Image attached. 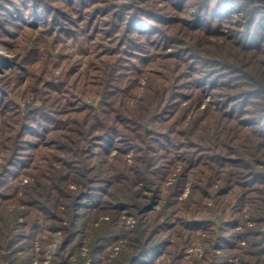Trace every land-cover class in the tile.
Masks as SVG:
<instances>
[{
  "label": "rangeland",
  "instance_id": "rangeland-1",
  "mask_svg": "<svg viewBox=\"0 0 264 264\" xmlns=\"http://www.w3.org/2000/svg\"><path fill=\"white\" fill-rule=\"evenodd\" d=\"M24 1L0 0V238H3L8 223L17 227L12 235L16 256L11 257L10 253L6 251L4 258H8L10 261L16 258L18 263L14 261L8 263L7 261L5 264H57L62 258L69 257L70 245L67 244L63 232L58 230L53 232L48 227L58 229L66 225L67 222L63 221L65 219L63 212L66 211L65 204L69 206V203H73L71 197L76 196L77 198L80 189L83 192H88V190L77 184H68L72 193L64 194V202L47 203L42 197V188L46 184L45 178L52 173V169L58 170L62 167L58 163H61L62 159H67V150L75 146L76 140L72 139L74 145H70L66 139L68 134H63L64 138L61 136L54 138L53 136L48 139L46 142L48 149L40 147L42 142L44 143V138L40 139L39 137L42 136L40 124L44 125V112H59L63 108L64 101L73 104L75 100L74 104L78 106L94 105L98 110V104L101 103L103 96L93 95V89L95 93L99 90L96 86L91 87V84L97 81L94 77L103 72L95 71L98 61L93 60V54L94 51L98 54L103 53L106 47L110 46H106L105 43L100 44L101 40H98L97 45L100 44L98 48L93 42V48L89 51L85 45L78 43V37H75V34L71 32L72 28L67 30L70 31L69 33L61 32L63 28H66L63 25L64 21L76 22L78 20L77 15H74L77 13L69 11V8L66 7L69 4H60L57 2L58 0H38L37 6L33 8L32 0ZM224 1L145 0L143 7L148 8V11H154V14L159 11L162 16L163 24L157 27L158 32L155 35V39L160 43L153 46L152 61L144 66L145 73L139 79L137 87L128 91L117 102L111 100L107 102L105 99L103 107L111 103L118 109L117 111L124 113L125 116L126 112L131 111L141 113L145 103L144 98L153 96L145 90V87H150L152 81L157 82L156 75L161 76L158 81L164 79L165 76L168 77L169 72L166 69L178 71L174 82L177 86L175 95L179 94L185 97L195 95L181 105L183 107L182 114L181 112L179 114L175 112L174 115L172 113L171 121L166 123L171 127L174 124L172 130L175 135L171 142L173 146L171 143L168 144V148L171 147L173 151L161 148L156 144L153 145L147 140L148 147H144L143 140L137 136L136 127H132L128 131L120 125L117 129L127 139L118 135L117 137L113 136L108 149H104L106 152L97 146L99 145L97 140H92L95 144L92 143L88 147L90 154H92L91 152L97 153L96 157L89 156L93 161L92 165L96 168L92 175L104 171L102 175L107 179V170L109 172L118 170L123 173L125 170L123 163L134 168L136 163L138 164L136 159H141L139 162L145 165L149 158L156 164L151 172L158 176H148L141 182L138 180L139 186L128 187L131 193H136L139 197L138 200L116 202L121 204V206H116L114 202L116 198H108L112 202L109 205L110 209L115 210H107L108 212L103 215L120 212V216L116 218V222L119 224L117 231H119L120 239L118 242L111 241L112 243H110L108 241L98 245V248H104L101 254L90 248L91 241L87 239L78 249L81 257H87L86 264H98L94 263V259H103L104 262L101 261L99 264H106L119 256L126 245V239L135 237L134 233L142 219L143 204L151 205L152 203L149 202L151 199L155 203L151 207H154L156 211L164 210L168 213L169 217L163 223L176 225L170 230L172 235L177 231L172 237H168L170 232H165L163 237H157V239L173 240L175 237L182 236V239L186 240V248L181 259L173 261V252H169V254L160 257L157 264H205L203 259L206 257V252L217 257L215 261L218 263L242 264L241 254L237 251V247L239 245L248 247L250 241L259 239L257 238L258 231H264V226L261 224L258 226L255 222H251V219L258 214L256 210L264 209V206H259V201L264 199L262 193L264 185L257 184L258 182L249 184L251 178L248 176L251 170L247 168L243 169L240 177L236 174L233 177H228L229 172L237 173L235 166L226 168V165H230L231 161L239 159L245 162V165L248 163L246 167L264 173V142H260L258 147L252 143L253 140L259 139L251 131V126L247 127L244 131L245 134L238 132L237 126L224 128L219 132L218 140L215 137L211 140L208 130L205 133L200 131L197 134L185 133L187 129H194L197 125L200 129L206 128L212 122V115L214 119H217L216 116L222 115L226 110L231 112L232 109L234 112L233 109H239L243 112L240 114L241 116L246 115H243V119L255 117L253 112L260 108L259 104L248 106L247 98L242 101V106L241 104L236 106L234 102L238 101L237 97H241L249 91L255 96L264 95V78L260 77L261 74L256 75L257 70H255L260 69L261 72H264V28L256 26L257 23L250 22L248 24L247 18L245 19L237 5L231 2L227 5ZM78 2L79 0H75L72 6ZM17 3H21V6L27 3V7L11 18L7 8L12 7L14 10ZM51 5L55 10L59 9L60 13L62 11L64 14L66 11L68 14L65 17H60L59 13L51 11ZM226 5L230 12H226ZM46 7L51 9L45 10ZM206 17L213 22L209 27L205 25ZM23 19L26 23L17 28ZM54 19L59 21V25L50 27L49 23ZM14 20H16V24H14ZM46 20L49 21L48 24H46ZM84 24H88L87 21ZM195 25L203 26L205 29L196 30L193 28ZM57 26L58 28H56ZM88 29L90 28L87 27L86 32L83 33V38L86 40L90 34V32L87 33ZM103 33L109 34L106 31ZM160 33L163 34L159 35ZM262 33L263 39L259 40L257 34L262 35ZM101 35L103 38L107 36ZM68 36H72L74 39L68 38ZM238 43L255 47L254 51L247 52L246 55L240 53V49L237 47ZM227 52L229 54L236 53L237 56L240 53L244 56L242 60L238 57L236 68L239 69V74L228 76V72L222 71L221 67L236 64L234 59L229 60L228 65L226 64L227 55L225 53ZM170 56L173 59L168 60L166 57ZM115 58L117 59L118 56L109 58L110 63L114 64ZM221 59L225 60V63ZM244 67L250 71V77L254 83L263 82L261 88L247 86L252 82L246 78L245 72H243L246 71ZM242 68L243 71H241ZM129 81L125 86H134L135 79ZM215 81L221 86H218L217 89L208 87ZM159 82L161 83V81ZM194 83L205 87L206 90L202 95L191 89V84ZM78 87L79 90L76 91L75 88ZM65 89L70 91L69 94L64 92ZM117 96L114 95V97ZM255 96L249 97L248 100L250 101ZM114 97L112 98L114 99ZM225 98L230 99L226 100ZM76 99L80 101L78 102ZM259 102L262 103V101ZM206 106H210L213 112L217 110L220 112L210 113V116L203 114ZM105 108H103L104 111ZM52 117H54L53 114ZM55 117L57 119V116ZM126 117L128 118V116ZM66 118L77 120L74 115ZM38 145L40 146L38 147ZM190 145H193L194 148H191ZM181 146L183 147L181 148ZM200 147L206 151L203 157H207L209 160V162H201L210 167L202 165L197 171L189 170V161L186 163V158H196L195 155ZM33 148L37 149L33 150ZM182 153H185L184 157L179 158L178 155L182 156ZM35 155L38 157L34 160ZM198 156L201 157L200 154ZM29 158H32L33 161H30V165H27L28 168L20 174L19 179H14L12 177L14 173L23 163L28 162ZM252 158L256 161H253ZM12 160H15V165L20 164V166L12 169L8 167V163ZM221 162L225 164L223 169L213 164ZM77 169H80V173H84V170L79 166ZM5 170L7 171L5 172ZM19 171L22 170L19 169ZM220 171L223 172L218 177ZM187 172L192 175L185 178ZM115 176L112 178V186L108 189L115 197H121L127 193L126 187L121 180L122 176L116 174ZM75 179L78 180V178ZM228 179L232 180V184L228 185ZM226 182L227 186H225ZM100 185L95 187H104L102 184ZM97 189L95 188L93 193L97 192ZM243 193L244 195H242ZM66 195L72 196L67 197ZM93 199L94 197H89L87 201L91 202ZM164 202L168 205L171 203L168 209L162 208ZM226 208H229L227 219H230L231 223L236 219L239 224L237 228L231 224L228 229H225L226 233H222L219 231V227L225 226L220 224V221L224 220L222 215ZM183 221L189 222L192 227L195 226L194 230H184ZM211 222L213 224L210 225ZM34 225L39 226L40 232L30 230ZM242 225L246 226V229L242 228ZM258 227L261 228L258 229ZM248 230L256 232H252L254 234L251 236L247 234L246 238L233 240L234 245L238 246L232 250L223 249V246L226 245L225 240H217L221 235L229 237L233 233H246ZM226 239L228 240V238ZM217 243L223 246L221 245L222 247L219 246V248L216 246ZM213 244L216 248L212 246ZM74 256L70 257L71 261H75ZM246 261L251 260L246 257Z\"/></svg>",
  "mask_w": 264,
  "mask_h": 264
},
{
  "label": "trees",
  "instance_id": "trees-1",
  "mask_svg": "<svg viewBox=\"0 0 264 264\" xmlns=\"http://www.w3.org/2000/svg\"><path fill=\"white\" fill-rule=\"evenodd\" d=\"M27 1V0H25ZM24 1V2H25ZM30 1V0H29ZM166 1V0H163ZM181 1V0H178ZM208 1L209 0H205ZM226 1V2H225ZM225 4L228 5V3H232L237 5L242 13L244 14L246 22L250 24H256L258 27L264 28V23L262 18H264V0H225ZM60 4L67 3L66 7L69 8V11H74L77 14V21H64V26L66 28L62 29V33L66 34L69 33L67 30L69 28H72L73 34H75V37H78V43L85 45L89 51L91 48H93V42L98 44L97 41L101 40L100 44H106V49L103 51V53H95L93 54V60L98 61L96 65L95 71H99L102 74H99L97 77H94L97 81L95 83L91 84V87L96 86L98 88V92L95 93L93 89V95L98 96L97 94H100L103 96L101 103L98 104V110L94 105H77V104H71V103H65L62 106L63 108L59 112H44V125L40 124V128L42 131V136H39L40 139L44 138V143L42 142V145H38V147H44L48 149L47 140L53 138H57L61 136L64 138L63 134H68V137L66 138L67 141L71 144H73L72 139H75V146L71 149H68V157L67 159H62L60 166L58 170L52 169V173L49 174L45 178L46 184H44L42 188V197L46 200L47 203H56L64 202V194H71L72 191L68 188V184H77L81 188H86L88 192L86 191H79V194L76 198L71 197L72 195H66L67 197H71L73 199V203H69V206L65 204L66 211L63 212L65 219L63 220L66 225L59 227L58 229H50V231H61L65 234L67 244L70 245L69 247V257L68 258H60L61 260L57 264H86L87 257H81L78 249L81 248L84 244V242L89 239L90 242V248L92 250H96L98 254H101V251H103L102 248H98V245H101L103 242H118L120 239L119 237V231H117V216H120V212L116 211L115 213H107L106 216L103 214L105 212L113 211L115 209H110L109 206L112 202L109 201V199H115L114 202H126L129 200H138L139 197L136 195V193H131L128 189L134 186H139V181H143L144 178H148V176H158V174H155L151 172V170L156 166L152 162V159L146 160L145 165L143 163L139 162L141 159H136L135 161L136 166L134 168L129 167L127 165H124V171H118L115 170L114 172H109L107 170V179L103 177V172H98L95 175H92L96 168L92 165L91 162H93L89 156L91 155V158L96 157L97 153L91 152L88 147H90V144H92V140H97L99 145H97L100 149H108V146L113 140V136H122L123 138L127 139L125 135H121L120 131H118L117 128L119 126H123L125 130H131L132 127L137 128V136H139L140 139H142L144 143V147H148L146 140L149 143H152L153 145H158L161 148H167L169 151H173V149L170 147L168 148V144L173 141V136L175 135L174 131L172 130V127H174V124L171 126H167L166 123L170 122L172 117L171 114H175V112H178V114L181 112L183 107H181L182 104H185L187 100L193 97L192 94L188 97H185L184 95H175V90L177 86L174 84L176 80V74L178 71H171V69H166L169 72V76H165L164 79H159L161 83L158 81V78H161L160 75H156L157 82L152 81L149 86L145 87V90L148 91V93L153 94L152 97L144 98V106L141 111V113H134L135 111L126 112V116L124 113L117 111L116 107H114L111 103L108 105L107 102H110L109 100L113 102H117V100L121 99L123 95L127 94L128 91L134 90L137 85L139 84V79H141L145 73L144 66L147 65L150 61H152V49L154 50V45H159L160 41L156 40V34L158 32L157 27L161 26L163 22H161V14L159 11H157L154 14V11H148V8L143 7L145 0H79L78 3H75V6L77 8H74L75 6H72V3L75 2V0H58L57 1ZM32 6L35 8L37 6L38 0H32ZM21 3H17L15 5V9L13 10L12 7H8L7 12H9V16L14 18L16 15L22 11V9L27 7V3L23 4L21 6ZM225 6L226 12H230V9L228 6ZM52 9L50 7H46L45 10H50L52 12H57L60 14V17H65L68 12L64 11L65 13L62 14V11L60 13V10L54 9V6L51 5ZM18 7V8H17ZM21 7V8H20ZM40 8V6H39ZM258 14V17H257ZM17 18V17H16ZM18 19V18H17ZM64 19V18H63ZM19 20V19H18ZM14 24H16V20H14ZM87 21L88 24H84ZM19 27H22L26 21L23 19L20 21ZM46 24H48L49 21L46 20ZM205 25L206 27H209L213 24L210 19L205 18ZM75 24V25H74ZM50 27H54L56 25H59V21L57 19L52 20L49 23ZM62 25V26H63ZM68 25V27H67ZM89 27L90 29L87 30V33L90 32L88 40L83 38V33L86 32V28ZM58 28V26L56 27ZM196 30H203L205 27H199L198 25H195ZM58 30V29H57ZM80 30V31H78ZM102 31V32H101ZM103 31L108 32L103 33ZM55 34V33H54ZM100 34V35H99ZM101 34L107 35L105 38L102 37ZM163 33H160L161 35ZM259 36V40L263 39V33L262 35L257 34ZM97 36L98 39H97ZM68 38L74 39L72 36H68ZM117 38V39H116ZM116 40H118L116 42ZM263 41V40H261ZM260 41V42H261ZM84 44H83V43ZM99 44V45H100ZM95 45V46H96ZM96 48H98V46ZM239 45V46H238ZM172 46V44H171ZM170 46V48H171ZM238 49H240V53L248 54L247 52L254 51L255 47L252 46H246L245 44L238 43L237 44ZM111 48V49H110ZM257 48V46H256ZM215 53L217 51L214 49ZM191 52V51H190ZM237 56L236 53H225L227 55L226 58V64L227 62H230L229 60L234 59L236 64L234 66H231L230 64L226 67H221L222 71L228 72V76L239 74V69L236 68V65L238 63V57L240 60L243 59V55ZM235 55V56H234ZM115 56H118V58L115 60V63H110L109 58H114ZM216 56V55H215ZM103 58H107L104 59ZM168 60L173 59L172 56L166 57ZM217 60V59H216ZM223 63H225V60L221 59ZM220 60V61H221ZM95 63V62H94ZM103 65V66H102ZM169 65V64H168ZM220 65H222L220 63ZM169 68V67H168ZM246 71H243V68L241 71L245 72V76L248 80H250L252 83L247 84V86H250L251 88L255 87H262L263 85L261 83H254L252 80L250 71L247 69V67H244ZM264 69V67H263ZM257 70L256 75L261 74L260 77L264 78V72H261L260 69ZM173 76V77H172ZM175 76V77H174ZM172 77V80H171ZM255 78V76H254ZM135 79L134 86L126 87V83L129 80ZM236 80V79H235ZM130 82V81H129ZM90 84V83H89ZM88 85V83H87ZM123 85V86H122ZM218 86H221L216 81L213 83V85L209 84L208 87L212 89H217ZM226 86V85H223ZM237 86V85H234ZM123 87V88H122ZM191 89L198 92V94H201L204 92L205 87L198 86L197 83L191 84ZM76 91L79 90V87L76 89ZM233 90V88H232ZM66 94H69L70 91L65 89L64 91ZM90 92V91H89ZM117 96V97H114ZM199 95V96H201ZM233 96V95H232ZM255 96L251 91L245 93L241 97H237L238 101L234 102L236 106L238 104L243 105L242 101H244L247 98L246 102L248 106L255 105L260 107L257 111L253 112L255 117H251L249 119L244 118L242 111L234 110V112H228L227 110L223 112L222 115L216 116L217 119H214L212 115V122L204 129H200L198 125L194 129H187L185 133H191V134H197L198 131L205 133L206 130L209 131L210 139L213 140L217 138L218 140V134L221 132L224 128H230V126L234 127L237 126V131L240 133H244L246 131L248 126H251L252 132H254L259 140H253L252 143L255 144L257 147L260 144V142H264V95L262 96H255L250 101L248 100L249 97ZM114 97V99L112 98ZM236 97V96H235ZM92 98V97H90ZM186 98V99H185ZM62 99V98H61ZM107 100L105 103L106 105L103 107V101ZM230 99V98H225ZM64 100V99H63ZM67 101V100H66ZM76 101H80L79 99H76ZM259 101H262L260 103ZM258 102V103H257ZM177 106V107H176ZM107 107V108H105ZM176 107L174 110L173 108ZM185 107V106H184ZM105 108V111L103 110ZM216 110V109H215ZM220 112V110H217ZM216 111V112H217ZM212 111V108L210 106H206L203 110V114H207L210 116V113H216ZM52 114L54 117H52ZM74 115L77 120L66 118L67 116ZM57 116V119L56 117ZM246 116V115H245ZM66 118V119H65ZM237 120V121H234ZM241 124V125H240ZM74 126V127H72ZM37 135V134H35ZM194 137V136H193ZM215 137V138H214ZM78 138V141H77ZM40 144V143H39ZM95 144V143H93ZM74 145V144H73ZM173 146V143H171ZM198 146V145H196ZM33 147V146H31ZM176 147V145H175ZM183 146H181L182 148ZM191 148H194L193 145H190ZM15 149V145H14ZM37 149V148H33ZM45 149V150H47ZM179 149V148H178ZM58 150V149H55ZM106 150H104L106 152ZM140 150V149H138ZM143 151V149H141ZM177 150V149H176ZM205 150L204 148H201L197 151L196 158H186V163H188L189 170L197 171L202 165H205L206 167L209 166L206 163H202L201 161H206L207 157L205 156ZM198 154L201 155V157L198 156ZM185 153H182L181 155H178L179 158H183ZM83 158H82V157ZM38 156L35 155L33 158L34 160ZM256 157V155H255ZM178 158V157H177ZM185 159V158H184ZM183 159V161H184ZM195 159V161H194ZM253 161H256V159L252 158ZM32 158L28 159V162L23 163V165H15V160H12L8 163V167L17 168L20 166L19 169L22 171H18L14 173L12 177L14 179H19L20 174L28 168L27 165H30V161ZM91 160V161H90ZM258 160V159H257ZM33 161V160H32ZM213 162H216V160H213ZM233 162V163H232ZM140 163V164H139ZM85 164V166H83ZM142 164V165H141ZM218 168H224L225 164L221 163H213ZM248 163H246L247 165ZM245 162L236 159V161H231L230 165L227 164L226 168H231L232 166H235L237 169V173L229 172L228 177H233L235 174L239 177L242 176V171L251 170L249 172V176L251 179H249L250 183L258 182L257 184L264 185V173L260 171H256V169L248 168L246 167ZM59 166V165H58ZM78 166L84 170V173H80V169H77ZM144 166V167H141ZM230 166V167H227ZM210 167V166H209ZM244 169V170H243ZM7 170H5L6 172ZM125 172V173H124ZM223 171L218 172V177L222 174ZM116 175L122 176L121 180L124 182V186L126 187L125 195H122L120 198L115 197L111 192H109V189L112 186L113 180L112 178H115ZM130 175V177H129ZM189 175H192L190 172H187V175H185V178H187ZM75 178H78L76 180ZM81 180L79 181V179ZM75 179V180H74ZM139 180V181H138ZM229 180V179H228ZM259 180V181H258ZM232 180L227 181L228 185L232 184ZM227 182L226 185L227 186ZM95 184V185H94ZM102 184L104 187H95V186H101ZM89 185V186H87ZM129 187V188H128ZM95 188H98L97 192L93 193ZM264 194V191H262ZM112 194V195H111ZM244 195V193L242 194ZM89 197H94V199L90 202L87 200ZM76 198V201L74 202ZM109 198V199H108ZM85 200V201H84ZM150 203L155 204L153 199L149 200ZM148 204V203H147ZM144 205L142 210V219L140 220V223L136 229L135 237H131L130 239H126V245L123 248V251L119 256H117L114 259H111L109 263L106 264H157V261L160 257L164 256L165 254H169V252H173V261L179 260L182 258V255L184 253V250L186 248V240L182 239V236L175 237L173 240L166 239L161 240L159 238L163 237L165 232H170L171 234L168 235V237H172V230L175 228L176 225L167 224L165 221L166 218L169 217L168 213L164 210L156 211L154 207H151V205ZM121 206V204L116 203V206ZM162 207L163 209H168L171 203L169 205L165 202ZM217 205V202H216ZM75 206V207H74ZM154 206V205H153ZM259 206H264V199H261L259 201ZM74 207V208H72ZM229 209V208H228ZM226 208L223 213L224 220L220 221V224H224V227H219V231L222 233H226L225 229H228L231 224L237 228L238 222L235 219L232 223L230 219H227V211ZM258 214L251 219V222H255L256 225L264 226V215H262V212H264L263 208H258L256 210ZM45 213V212H44ZM217 223V222H216ZM213 224L212 222L210 225ZM183 229L188 231L189 229L194 230L192 225L189 224V222L183 221L182 223ZM15 228V229H14ZM16 226H12L8 223V225L5 227L4 236L3 238H0V264L10 263V262H16L18 263V260L12 259L11 261L8 260L6 257L5 252L8 251L12 256H16V249H13L14 244L12 240V235L14 234V230H16ZM242 228L246 229V226L242 225ZM261 228V227H260ZM258 227V229H260ZM31 231L40 232L39 226H33L30 228ZM252 232L256 231H246V233H237V234H231L229 237L226 236H218L217 240L224 241L226 244L223 246L222 244L217 243V247L223 246V249L232 250L236 248L237 246L234 245V241L236 239H243L246 238L247 234L251 236V234H254ZM33 236V235H32ZM157 237H159L157 239ZM242 237V238H241ZM33 238V237H32ZM228 238V240L226 239ZM257 238L253 242H249L250 245L248 247H237V251H239V254H241V263L242 264H264V231H258ZM112 241V242H111ZM232 241L233 243L229 242ZM222 243V242H221ZM214 248L216 246L212 245ZM221 246V247H222ZM97 247V248H96ZM220 248V247H219ZM210 252H206V257L203 259V262L205 264H221L215 261L217 257H214V255H209ZM4 255V256H3ZM76 255L75 261H71L70 257ZM93 255V254H92ZM212 257V258H211ZM246 257L250 258L251 261H246ZM6 259V260H5ZM10 259V257H9ZM214 259V260H210ZM103 259H94V263H101ZM104 262V261H103ZM223 264H229L224 262Z\"/></svg>",
  "mask_w": 264,
  "mask_h": 264
}]
</instances>
